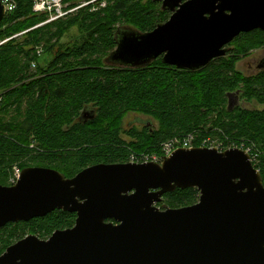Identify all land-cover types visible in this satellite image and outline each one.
<instances>
[{
	"label": "trees",
	"instance_id": "trees-1",
	"mask_svg": "<svg viewBox=\"0 0 264 264\" xmlns=\"http://www.w3.org/2000/svg\"><path fill=\"white\" fill-rule=\"evenodd\" d=\"M14 1L16 10L0 26V42L9 40L0 46L1 186H11L14 167L53 169L72 179L95 165L159 155L166 142L190 135L197 148L211 139L249 150L264 183V108L230 111L228 98L240 92V100L264 107V71L244 76L236 69L253 50L264 48L263 31L241 34L225 57L198 71L165 65L162 58L142 69H123L105 64L117 48L118 29L152 32L171 17L161 3L64 0L66 11H75L45 24L48 16L34 13L32 0ZM73 28L79 38L62 45ZM130 114L149 121L142 129L125 130ZM199 199L197 189H177L158 207L181 209ZM76 219L56 211L9 224L0 230V256L29 235L47 240L71 229Z\"/></svg>",
	"mask_w": 264,
	"mask_h": 264
},
{
	"label": "water",
	"instance_id": "water-1",
	"mask_svg": "<svg viewBox=\"0 0 264 264\" xmlns=\"http://www.w3.org/2000/svg\"><path fill=\"white\" fill-rule=\"evenodd\" d=\"M153 1L170 19L148 33L118 29L107 66L142 69L162 58L198 71L241 34L264 32V0ZM5 17L0 0V26ZM239 95H228L230 111ZM177 189H197L199 202L159 208ZM56 211L75 214V226L47 240L27 236L0 264H264V183L241 149H179L161 164H100L72 179L28 168L15 185H0V230Z\"/></svg>",
	"mask_w": 264,
	"mask_h": 264
},
{
	"label": "built area",
	"instance_id": "built-area-1",
	"mask_svg": "<svg viewBox=\"0 0 264 264\" xmlns=\"http://www.w3.org/2000/svg\"><path fill=\"white\" fill-rule=\"evenodd\" d=\"M4 6L6 16L8 14L13 13L16 8V2L14 0H1ZM33 1V12L36 14L47 15L48 20L45 24L57 21L66 17L68 14L72 13L73 11H66V7L64 5V0H32ZM105 7V5H104ZM44 25V24H43ZM9 40H5L0 42V46L5 44ZM42 51H39L38 54L41 55ZM35 67V66H34ZM196 139L193 135H190L185 138H177L172 141L166 142L163 147L162 151L159 155H133L131 157V162L133 164H148V163H158L161 164L165 158L170 157L174 152L179 149H193L197 148L195 146ZM199 148H207V149H216L220 152H224L230 149H239V148H225L223 145L218 144L216 141L211 139H206L201 141ZM242 150V149H241ZM250 155L249 150H243ZM251 156V155H250ZM251 161L253 163V159L251 156ZM22 171L14 167L13 173L10 177V184L15 185L17 181L21 177Z\"/></svg>",
	"mask_w": 264,
	"mask_h": 264
},
{
	"label": "rangeland",
	"instance_id": "rangeland-1",
	"mask_svg": "<svg viewBox=\"0 0 264 264\" xmlns=\"http://www.w3.org/2000/svg\"><path fill=\"white\" fill-rule=\"evenodd\" d=\"M87 4H85L86 6ZM105 3L102 4V7H104ZM65 7L67 8V5H65ZM77 10V9H76ZM75 10H73L74 12ZM80 36V32L78 30V28H73L72 30H70L65 37L62 39L61 44L65 45V44H70L73 43L75 40H77ZM264 59V48L262 49H258V50H253L251 52V54L249 56H247L246 58L242 59L236 66V69L241 72L244 76H253L256 75L260 72V70L258 69V66L260 64V62ZM34 68V65H33ZM235 101V100H234ZM238 106H242L244 108H248L251 110L254 109H263V106H259L256 103H245L244 101L240 100L237 101ZM148 119L136 114H130L127 116V118L124 120L123 122V128L125 130H129L133 127H137L139 129H142L146 123H148ZM157 126V124H155ZM123 138L126 141H130L129 137H127L126 135L123 136ZM218 144L222 145L225 143H221L219 141H216ZM201 143V142H200Z\"/></svg>",
	"mask_w": 264,
	"mask_h": 264
},
{
	"label": "flooded vegetation",
	"instance_id": "flooded-vegetation-1",
	"mask_svg": "<svg viewBox=\"0 0 264 264\" xmlns=\"http://www.w3.org/2000/svg\"><path fill=\"white\" fill-rule=\"evenodd\" d=\"M12 186V185H11ZM8 187H10V186H8Z\"/></svg>",
	"mask_w": 264,
	"mask_h": 264
}]
</instances>
